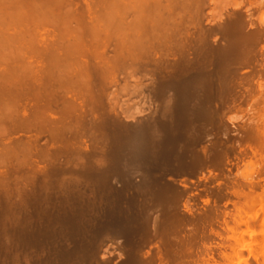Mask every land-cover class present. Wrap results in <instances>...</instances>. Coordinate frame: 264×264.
I'll use <instances>...</instances> for the list:
<instances>
[{
	"label": "bare ground",
	"instance_id": "6f19581e",
	"mask_svg": "<svg viewBox=\"0 0 264 264\" xmlns=\"http://www.w3.org/2000/svg\"><path fill=\"white\" fill-rule=\"evenodd\" d=\"M238 259L264 264V0H0V264Z\"/></svg>",
	"mask_w": 264,
	"mask_h": 264
},
{
	"label": "clouds",
	"instance_id": "9594fccd",
	"mask_svg": "<svg viewBox=\"0 0 264 264\" xmlns=\"http://www.w3.org/2000/svg\"><path fill=\"white\" fill-rule=\"evenodd\" d=\"M245 247H247V245H245ZM236 264H242V259H238L236 261ZM243 264H246V262L244 261Z\"/></svg>",
	"mask_w": 264,
	"mask_h": 264
}]
</instances>
